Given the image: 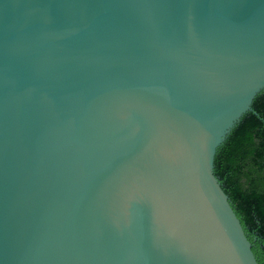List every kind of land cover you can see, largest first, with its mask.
<instances>
[{"label":"water","instance_id":"water-1","mask_svg":"<svg viewBox=\"0 0 264 264\" xmlns=\"http://www.w3.org/2000/svg\"><path fill=\"white\" fill-rule=\"evenodd\" d=\"M262 92L264 0H0V264H259L215 158Z\"/></svg>","mask_w":264,"mask_h":264},{"label":"trees","instance_id":"trees-1","mask_svg":"<svg viewBox=\"0 0 264 264\" xmlns=\"http://www.w3.org/2000/svg\"><path fill=\"white\" fill-rule=\"evenodd\" d=\"M215 175L264 264V92L219 148Z\"/></svg>","mask_w":264,"mask_h":264}]
</instances>
